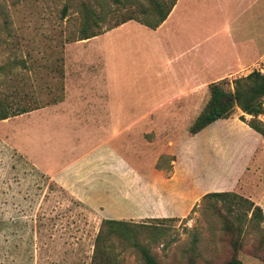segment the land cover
Instances as JSON below:
<instances>
[{
	"label": "rangeland",
	"instance_id": "obj_1",
	"mask_svg": "<svg viewBox=\"0 0 264 264\" xmlns=\"http://www.w3.org/2000/svg\"><path fill=\"white\" fill-rule=\"evenodd\" d=\"M171 1L156 0L162 12ZM80 2L102 18V32L123 18L151 24L157 17L151 11L152 0H0V100L12 110L25 107L31 111L0 121V264H90L94 239L103 220L126 223L117 227L119 233L108 234L101 245L109 264H142L134 241L146 247L159 264L222 261L230 251L221 241L217 220L205 211L206 203L201 198L212 190H196L188 195L187 190L178 187L183 179L163 185L171 177L176 158L180 165L186 162L187 129L196 114L183 116L175 124L164 119L166 116L156 120L151 115L147 126L136 124L139 116L133 114L114 116L115 150L142 177L131 172L125 180H116V190L122 193L116 192L115 198L122 201L113 204L114 210H108L105 204L104 209L100 204L99 210H92L74 200L27 160L30 138L35 142L36 156L52 147L57 149L58 154L51 156L59 164L112 133L111 128L69 130L58 113L46 124L42 120L43 106L59 97L66 48L77 42L74 36L80 21ZM258 69L262 73L261 67ZM134 85L115 83V93L124 92L130 103L138 94ZM222 88L232 91L231 82ZM126 106L116 104V110L128 109ZM232 115L237 119L243 116L244 121L250 118L237 108H233ZM95 117L106 120L112 116ZM258 165L252 177L239 182L240 189L258 185L264 190V162ZM151 170L156 171L154 176ZM211 175L216 179L214 171ZM164 187L168 190H152ZM245 189L221 192L249 199ZM151 192L158 193L159 209L167 210L163 213L169 217L146 216L149 208L144 203ZM184 207L188 210L182 212ZM214 207L221 211L218 202ZM175 213L181 215L171 216ZM258 238V233L248 226L244 228L242 247L236 251V259L242 264H264V243L256 246ZM251 250L262 259L251 256Z\"/></svg>",
	"mask_w": 264,
	"mask_h": 264
},
{
	"label": "crops",
	"instance_id": "obj_2",
	"mask_svg": "<svg viewBox=\"0 0 264 264\" xmlns=\"http://www.w3.org/2000/svg\"><path fill=\"white\" fill-rule=\"evenodd\" d=\"M66 50L59 97L43 106V122L58 113L69 130L111 128L112 133L103 135L77 157L58 160L59 164L51 156L58 154L57 149L52 147L36 156L35 142L30 138L27 160L74 200L92 210H99L100 204L103 209L105 204L108 210H114L113 204L122 201L115 198L116 192L122 193L116 190V180H125L131 172L142 178L115 150L114 116H139L136 124L141 126H147L148 116L154 115L156 120L166 116L164 119L175 124L183 116L202 111L210 84L231 82L252 70L259 71L264 64V0H174L154 29L129 20L77 41ZM118 82L136 84L133 88L138 94L130 103L124 92L115 93ZM125 103L128 109L116 110V104ZM98 115L112 117L98 120ZM262 162L264 136L232 115L188 136L186 162L180 165L176 158L171 177L163 185L183 179L178 187L188 195L196 190H243L239 182L252 177ZM153 171L150 173L154 176ZM245 190L261 209L264 227V190L258 185ZM148 199L144 203L149 208L147 217L170 216L163 213L167 210L159 209L162 206L157 192L149 193Z\"/></svg>",
	"mask_w": 264,
	"mask_h": 264
},
{
	"label": "trees",
	"instance_id": "obj_3",
	"mask_svg": "<svg viewBox=\"0 0 264 264\" xmlns=\"http://www.w3.org/2000/svg\"><path fill=\"white\" fill-rule=\"evenodd\" d=\"M173 2L174 0L162 12L160 11L159 3L156 0H152L151 11L157 14L155 21L151 24L136 22L154 29L164 20ZM79 11L80 21L76 35L74 36V41L86 40L103 33L100 28L102 18L95 11L90 9L84 2H80ZM129 20H132V18H123L120 22L109 26L107 30ZM261 70L263 74L258 70H252L245 76L232 80V91H225L222 88V85L227 83L225 80L210 84L208 86L209 98L202 111L188 127V134L194 135L216 120L227 119L232 114L233 108H237L243 115L250 116L248 121H244L243 116H239L238 120L245 123L252 131L264 136V124L258 118V116L264 117V64ZM9 109H11L10 106L8 104L4 106L0 100V121L10 116L20 115L30 111L25 107L15 110ZM201 198L206 203L205 211L209 212L217 220L219 233L223 236L224 240L221 241L225 243V246L230 251L228 257H225L216 264H242L236 259V251L242 247L240 237H242L246 226L259 234L256 246L263 245L264 228L260 226L262 213L259 206L253 204L249 199L232 192H208ZM214 202L220 204L221 211L214 207ZM164 220L160 219L158 221ZM125 224V222L116 220H103L101 222L102 229L98 230L95 236L90 264H109V258L105 255L101 245L104 243L103 241H105V237L108 234H114L115 231L119 233L117 227L124 226ZM120 233L124 235L122 229ZM133 246L138 250L142 264H159L146 247L138 244L136 241L133 242ZM250 255L262 259L259 254L253 253V251ZM190 264L193 263L190 262Z\"/></svg>",
	"mask_w": 264,
	"mask_h": 264
},
{
	"label": "built area",
	"instance_id": "obj_4",
	"mask_svg": "<svg viewBox=\"0 0 264 264\" xmlns=\"http://www.w3.org/2000/svg\"><path fill=\"white\" fill-rule=\"evenodd\" d=\"M262 72V71H261ZM261 74H263V72L261 73ZM262 120V122H264V119H261Z\"/></svg>",
	"mask_w": 264,
	"mask_h": 264
}]
</instances>
